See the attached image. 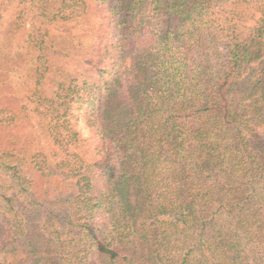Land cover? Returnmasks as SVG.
<instances>
[{
    "label": "trees",
    "instance_id": "1",
    "mask_svg": "<svg viewBox=\"0 0 264 264\" xmlns=\"http://www.w3.org/2000/svg\"><path fill=\"white\" fill-rule=\"evenodd\" d=\"M0 264H264V0H0Z\"/></svg>",
    "mask_w": 264,
    "mask_h": 264
},
{
    "label": "rangeland",
    "instance_id": "2",
    "mask_svg": "<svg viewBox=\"0 0 264 264\" xmlns=\"http://www.w3.org/2000/svg\"><path fill=\"white\" fill-rule=\"evenodd\" d=\"M10 105H11V103H10V102H8V103H7V106H10Z\"/></svg>",
    "mask_w": 264,
    "mask_h": 264
}]
</instances>
